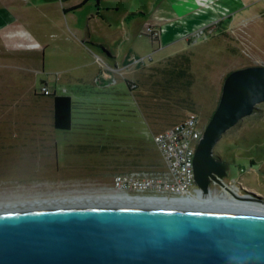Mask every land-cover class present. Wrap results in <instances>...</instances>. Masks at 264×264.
Returning <instances> with one entry per match:
<instances>
[{
  "label": "rangeland",
  "instance_id": "1",
  "mask_svg": "<svg viewBox=\"0 0 264 264\" xmlns=\"http://www.w3.org/2000/svg\"><path fill=\"white\" fill-rule=\"evenodd\" d=\"M169 5L0 0V204L116 195V174L162 163L153 134L190 112L207 124L226 76L264 65V0H195L183 17ZM128 53L147 58L124 69ZM99 64L113 70L99 74L111 82L101 91L90 78ZM54 90L72 97L69 130L53 126ZM214 152L228 164L232 196L263 204L264 101Z\"/></svg>",
  "mask_w": 264,
  "mask_h": 264
},
{
  "label": "water",
  "instance_id": "2",
  "mask_svg": "<svg viewBox=\"0 0 264 264\" xmlns=\"http://www.w3.org/2000/svg\"><path fill=\"white\" fill-rule=\"evenodd\" d=\"M263 101L264 65L226 76L193 156L197 193L210 196L216 185L233 191L214 147ZM0 264H264V212L124 203L0 208Z\"/></svg>",
  "mask_w": 264,
  "mask_h": 264
},
{
  "label": "built area",
  "instance_id": "3",
  "mask_svg": "<svg viewBox=\"0 0 264 264\" xmlns=\"http://www.w3.org/2000/svg\"><path fill=\"white\" fill-rule=\"evenodd\" d=\"M150 37L157 38L159 30L147 24ZM146 55L130 53L124 69L143 64ZM43 94H51L47 86ZM206 124L197 113L190 112L184 119L153 134L152 139L162 159L157 169H134L118 173L113 178V190L120 196L188 197L197 193L193 173V156ZM245 171V170H241ZM231 185L232 181H229ZM241 184L238 180V185ZM228 185V184H227ZM216 192V191H215ZM225 193V190L223 189ZM223 192L221 195L223 196Z\"/></svg>",
  "mask_w": 264,
  "mask_h": 264
},
{
  "label": "bare ground",
  "instance_id": "4",
  "mask_svg": "<svg viewBox=\"0 0 264 264\" xmlns=\"http://www.w3.org/2000/svg\"><path fill=\"white\" fill-rule=\"evenodd\" d=\"M238 196V195H236ZM232 196L228 190L223 192V197L219 193L214 192L210 196H203L200 193H195L188 197H142V196H120L114 194H106L101 196L91 197H73L61 199H48V200H32L28 202H18L8 205L0 204V208H13V207H26V206H39V205H52V204H84V203H124V204H144V205H162V206H180V207H208V208H231L243 209L264 212V203L249 202L248 198H237ZM240 197V196H239ZM16 205V206H15ZM22 205V206H19Z\"/></svg>",
  "mask_w": 264,
  "mask_h": 264
},
{
  "label": "trees",
  "instance_id": "5",
  "mask_svg": "<svg viewBox=\"0 0 264 264\" xmlns=\"http://www.w3.org/2000/svg\"><path fill=\"white\" fill-rule=\"evenodd\" d=\"M128 54H130V53H128ZM127 55L125 56V58L127 57ZM183 60L188 62L189 58L187 56H185ZM124 63H125V59H124ZM138 65H141V64H138ZM126 81H127L129 89H134L135 85L133 83H131L129 80H126ZM72 105H73V100L70 96L55 95L53 97V126L55 128L62 129V130L71 129V126H72ZM211 115H210V117H211ZM161 161H162V159H161ZM251 163H252V161H251ZM162 165H163V163H161L159 166H157V168L162 167ZM157 168H155V169H157ZM240 170H246V169L243 167H240ZM242 172H244V171H242Z\"/></svg>",
  "mask_w": 264,
  "mask_h": 264
},
{
  "label": "crops",
  "instance_id": "6",
  "mask_svg": "<svg viewBox=\"0 0 264 264\" xmlns=\"http://www.w3.org/2000/svg\"><path fill=\"white\" fill-rule=\"evenodd\" d=\"M171 3H172V5H169V8H168V12L169 13H172V12H174V14L172 13V15L173 16H171V17H176V16H179L178 15V13H180V14H183V15H180V17H183L184 16V12H186V9L188 8L189 9V5H194L195 4V0H171ZM158 7H156L155 8V11L153 12H151L152 14L153 13H155V12H157V8H159V4L157 5ZM177 11V12H176ZM127 55V54H126ZM125 55V56H126ZM125 56H124V58H125ZM100 65V64H99ZM106 67V68H105ZM108 66H102V64L99 66V69L96 71V72H92L91 74H90V78H92V82H93V84L94 83H96L97 84V91H101V89H103V88H106V87H109V86H111V85H109V86H107L108 84H110L111 82H109V81H107L106 82V80L107 79H105V78H102V79H98V81H97V78H98V76H99V74H101L102 72L104 73V74H109V75H112L113 74V70H110V69H108L107 68ZM114 70H117V69H119L118 68V66H116L115 65V67L113 68ZM111 78H112V76H111ZM115 79V78H114ZM109 80H110V78H109ZM109 82V83H108ZM134 84V83H133ZM135 85V84H134ZM136 86V85H135ZM135 88V87H134ZM130 91L131 92H133L134 93V89H130ZM55 95H67V94H56V91L54 90V92L52 93V97H54ZM100 95V94H99ZM67 96H70L71 97V95H67ZM72 98V97H71ZM52 114H53V99H52ZM246 171V170H245ZM239 180V179H238Z\"/></svg>",
  "mask_w": 264,
  "mask_h": 264
}]
</instances>
